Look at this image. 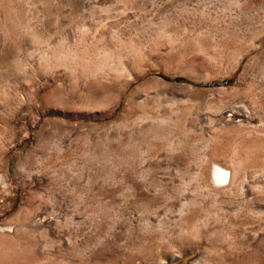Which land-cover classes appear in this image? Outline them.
<instances>
[{
	"label": "rangeland",
	"instance_id": "1",
	"mask_svg": "<svg viewBox=\"0 0 264 264\" xmlns=\"http://www.w3.org/2000/svg\"><path fill=\"white\" fill-rule=\"evenodd\" d=\"M0 264H264V0H0Z\"/></svg>",
	"mask_w": 264,
	"mask_h": 264
},
{
	"label": "bare ground",
	"instance_id": "2",
	"mask_svg": "<svg viewBox=\"0 0 264 264\" xmlns=\"http://www.w3.org/2000/svg\"><path fill=\"white\" fill-rule=\"evenodd\" d=\"M128 85V84H127ZM127 87V86H126ZM210 174V173H209ZM226 173H224V172H222V171H218L217 172V175H215V177H217V180L218 181H222L225 177H226V175H225ZM225 176V177H224ZM210 178V177H209ZM210 182V181H209ZM209 184V183H208ZM5 185V184H4ZM210 185H212V184H210ZM208 187H210V186H208ZM210 188H212V187H210ZM227 189V188H226ZM215 190V189H214ZM220 190H222V189H220ZM217 191V190H216ZM219 191V190H218ZM223 191H225L224 189H223ZM227 191V190H226ZM215 192V191H214Z\"/></svg>",
	"mask_w": 264,
	"mask_h": 264
},
{
	"label": "trees",
	"instance_id": "3",
	"mask_svg": "<svg viewBox=\"0 0 264 264\" xmlns=\"http://www.w3.org/2000/svg\"><path fill=\"white\" fill-rule=\"evenodd\" d=\"M176 80L184 81V79H182V78H177ZM216 84H218V82L209 83V85H216Z\"/></svg>",
	"mask_w": 264,
	"mask_h": 264
}]
</instances>
